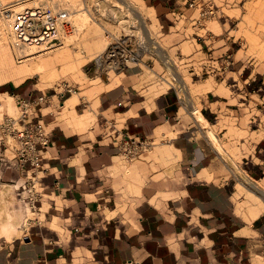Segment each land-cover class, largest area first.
Masks as SVG:
<instances>
[{
  "label": "crops",
  "instance_id": "obj_1",
  "mask_svg": "<svg viewBox=\"0 0 264 264\" xmlns=\"http://www.w3.org/2000/svg\"><path fill=\"white\" fill-rule=\"evenodd\" d=\"M146 1L159 14L174 3ZM145 16L158 21L152 13ZM237 62L234 59L235 69ZM238 71L245 81H255L251 65L241 64ZM139 74L137 67H125L93 100L77 93L66 97L56 116L52 96L31 105L30 120L40 121L50 137L37 168L5 158L0 145V235L8 234L31 211L15 193L18 184L31 179L42 219L29 223L23 235L1 240L0 264H264V200L254 201L250 212L237 202L242 193L259 192L238 177L235 162L221 149L238 178L234 190L219 163L221 153L212 132L200 126L214 116L210 106L218 100L211 98L221 95L202 93L199 110L190 98L192 91L186 98L178 96L163 78L164 90L152 92L138 81ZM28 78L32 76L1 82L0 95L31 99L39 92ZM201 91L196 87L193 92ZM179 97L184 101L181 106ZM180 109L199 123L201 136L190 131L188 119L178 118ZM107 119L114 127L111 133L122 140L173 139L181 172L176 194L124 216L110 183L113 159L121 147L108 140ZM172 153L163 151L164 159L171 161ZM242 169L250 182L264 187V137L254 145L253 155L242 158Z\"/></svg>",
  "mask_w": 264,
  "mask_h": 264
},
{
  "label": "rangeland",
  "instance_id": "obj_2",
  "mask_svg": "<svg viewBox=\"0 0 264 264\" xmlns=\"http://www.w3.org/2000/svg\"><path fill=\"white\" fill-rule=\"evenodd\" d=\"M130 1L0 0V78L15 83L16 69L43 64V71L27 80L39 92L34 96L43 94L46 98L53 97L56 116L66 97L77 93L80 98L93 100L97 91L114 84L118 71L110 72V82L105 83L109 80L107 74L92 60L110 43L111 37L145 35L148 46L140 52L138 63L128 65L141 71L139 82L150 87L152 92H157L164 90L163 78H167L172 83L167 89L178 96L180 94L186 98L188 92L192 91L190 98L199 110L202 93L214 91L221 95L211 98L212 101L218 100L210 106L215 110L214 116L200 126L203 131L212 132L214 144L221 153L218 158L224 176L237 191L235 184L238 178L221 149L243 171L242 158L253 155L254 145L264 137V0H187L185 3L174 0L163 14H159L146 0H133L141 11L152 13L158 20L153 21L145 16L143 26L137 11L129 7ZM10 4H14L15 8L30 4L66 6L70 9L75 28L61 45L34 51L33 54L29 53L30 48L19 51L12 43L8 16L4 13ZM211 4L217 11L216 16H200L201 10ZM234 59L238 60L236 69ZM241 64L251 65L253 73L257 75L255 81L244 80V74L238 71ZM170 66L172 68L169 69ZM173 72L178 80L172 78ZM64 82L72 86L75 92L63 96L56 94L54 89L58 91ZM182 85L185 95L181 93ZM196 87L202 91L193 92ZM15 101L13 97L0 95V103H3L0 122L5 116H18ZM182 101L180 98L179 106ZM190 116L183 109L178 118L188 119L190 131L196 130V135L201 136L197 132L199 123L195 121V124ZM95 123L96 119L91 124ZM104 127L108 140L114 141L115 135L111 133L114 127L108 119ZM117 139L121 148L120 154L113 159L110 183L116 204L120 205L124 216L135 213L146 203L176 194L181 183V172L177 149L171 137H161L155 142L153 136L132 138L128 141L131 152L125 149L129 146L124 144L126 139ZM0 145L3 156L8 159L12 154L4 152L1 137ZM163 151L174 152L171 161L164 159ZM15 193L23 201L29 199L26 191L20 192L16 188ZM258 198L264 200V195L249 191L240 194L237 202L250 212V205H254V201L259 202ZM29 216L33 215L26 212L18 220V226L10 228L8 234H1L0 242L4 238L10 239L12 234L23 235V231L34 223L29 222Z\"/></svg>",
  "mask_w": 264,
  "mask_h": 264
},
{
  "label": "built area",
  "instance_id": "obj_3",
  "mask_svg": "<svg viewBox=\"0 0 264 264\" xmlns=\"http://www.w3.org/2000/svg\"><path fill=\"white\" fill-rule=\"evenodd\" d=\"M6 9L4 10L5 15L10 13L12 43L19 51L29 48V46L55 47L61 45L75 28L69 19L70 9L66 6L30 4L20 5L17 8L11 7L9 11ZM216 14L217 11L211 4L201 10L200 16L215 17ZM130 36L111 37L110 43L102 52L93 57V63L102 68V72L107 74V79H109L110 72L123 71L130 63H138L140 52L148 46L142 34ZM54 91L63 96L66 93H73L75 90L64 82L58 91L55 89ZM44 100H46V96L43 94L27 100L18 99L16 101V106L19 109L18 116L16 118L5 116L0 122V137L4 143V152L11 153L12 155L8 159H15L21 167L28 163L30 168H37L42 159V150L50 142L49 133L40 121L32 122L30 120V106ZM117 137L118 135L114 136L116 143L118 142ZM130 140L132 138H127L124 144H128ZM128 145L125 149L127 152H131L132 148H130V144ZM33 188V179L17 186L18 191L29 193L27 203L33 216H29L27 219L29 222L40 223L42 219L34 203L36 193Z\"/></svg>",
  "mask_w": 264,
  "mask_h": 264
},
{
  "label": "bare ground",
  "instance_id": "obj_4",
  "mask_svg": "<svg viewBox=\"0 0 264 264\" xmlns=\"http://www.w3.org/2000/svg\"><path fill=\"white\" fill-rule=\"evenodd\" d=\"M122 1V0H121ZM8 8L6 9V11H9V9L11 8V7H14V4H10V5H8L7 6ZM129 7L133 10V11H137V13H138V15H139V18H140V22H141V25L143 26L144 25V21H143V18L145 17V15H147V14H145L143 11H141L137 6H136V4H135V2L133 1V0H131L130 1V5H129ZM15 8V7H14ZM7 16H8V20H10V13H8V14H6ZM69 19H70V21H71V23L74 25V23H73V19H72V14H71V12H70V17H69ZM9 26H10V23H9ZM10 28H11V26H10ZM73 30H74V28H73ZM144 37H145V39H146V36L144 35ZM150 38V37H149ZM148 44H149V42H148ZM53 46V45H52ZM49 47H51V46H44V45H41V46H29V48H30V52L29 53H31V54H33L34 53V51H38V50H42V49H44V48H49ZM36 48H38V49H36ZM29 50V49H28ZM48 61V60H47ZM44 62H45V60H44ZM43 62V63H44ZM48 63V62H47ZM46 64V63H45ZM172 64V63H171ZM28 65V64H27ZM47 65H49V64H47ZM47 65H45V66H47ZM170 65V64H169ZM43 68H44V65L43 64H41V63H36V64H34V65H32V66H30V67H27V66H21V67H19L18 69H16L15 70V73H16V75H17V78H16V81L15 82H19V81H21L22 79H24V78H26V77H28V76H33V75H35V74H38V73H40L41 71H43ZM170 68H172V66H170L169 67V69ZM172 70V69H171ZM170 70V71H171ZM173 71V70H172ZM43 73V72H42ZM172 78L174 79V80H178V76L176 75V73L175 72H173L172 74ZM169 80V79H168ZM3 81H5L3 78H0V83L1 82H3ZM170 82V81H169ZM75 92V91H74ZM184 92H185V89H184V86L182 85V90H181V93L182 94H184ZM181 94V95H182ZM185 95V94H184ZM67 104V103H66ZM191 104V103H190ZM3 106V104L2 103H0V108ZM193 106H194V104H193ZM194 110V109H193ZM198 117H199V119H203V117L201 116V114L200 113H198ZM213 137V136H212ZM222 151V150H221ZM225 155V154H224ZM233 167H234V170H235V172H236V174L238 175V177L240 178V179H243L245 182H248L249 183V185L254 189V190H256V191H258L259 193H261L262 195H264V187H262V185H261V183H257V182H250L249 180H248V178L246 177V175L244 174V172L234 163L233 164ZM18 199H15V201H16V203L18 202L17 201ZM24 207V206H23Z\"/></svg>",
  "mask_w": 264,
  "mask_h": 264
}]
</instances>
